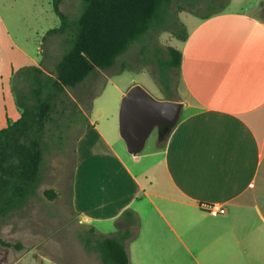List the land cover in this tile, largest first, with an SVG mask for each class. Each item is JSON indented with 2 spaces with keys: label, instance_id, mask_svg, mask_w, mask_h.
<instances>
[{
  "label": "crops",
  "instance_id": "crops-1",
  "mask_svg": "<svg viewBox=\"0 0 264 264\" xmlns=\"http://www.w3.org/2000/svg\"><path fill=\"white\" fill-rule=\"evenodd\" d=\"M255 7L198 20L181 42L177 101L186 112L154 153L163 182L157 189L138 177L137 157L124 156L116 107L91 116L90 83L106 80V72L67 92L76 107L52 153H62L65 136L71 137V212L90 226L117 221L125 209L136 216L135 203L144 201L150 224L147 241L142 237L137 246L164 255L162 263L146 264H264V0ZM41 45L29 53L0 20V128L19 116L13 87L24 79L17 71L39 66ZM112 88L118 101L126 90ZM209 203L225 205V213L209 215L203 207ZM126 227L137 244L143 224Z\"/></svg>",
  "mask_w": 264,
  "mask_h": 264
},
{
  "label": "trees",
  "instance_id": "trees-1",
  "mask_svg": "<svg viewBox=\"0 0 264 264\" xmlns=\"http://www.w3.org/2000/svg\"><path fill=\"white\" fill-rule=\"evenodd\" d=\"M215 2L218 4L213 7ZM51 3L58 24L43 36L45 44L39 66L17 71L24 79L19 88L13 87L19 116L0 128V205L5 199L4 192L15 188L18 193L22 186L30 184L44 166V152L50 154L53 147L61 144L59 140L68 127L65 121L70 109L76 107L68 91L80 86L90 74L110 69L117 56L153 27L157 29L170 13L173 21L187 7L203 20L221 12L227 0H51ZM170 35L183 42L187 33L177 27ZM154 49L157 79L165 89L169 86L167 99L177 100L173 95L179 79V47L165 44L155 45ZM173 126L157 127L161 144ZM42 193L48 199L56 197L52 189H43ZM118 220L120 226L114 235L100 233L92 225L77 232L83 251L93 253L100 264H128L124 242L133 238L126 227L135 223L133 212L125 209ZM4 244L0 238V245Z\"/></svg>",
  "mask_w": 264,
  "mask_h": 264
},
{
  "label": "rangeland",
  "instance_id": "rangeland-1",
  "mask_svg": "<svg viewBox=\"0 0 264 264\" xmlns=\"http://www.w3.org/2000/svg\"><path fill=\"white\" fill-rule=\"evenodd\" d=\"M258 1L227 0L223 10L256 12L258 10L255 9L257 8L255 5ZM217 4L218 2H215L213 7ZM186 8L178 12L173 21L171 17L169 18L170 13L157 29L153 27V30H149L140 40L133 42L124 53L117 56L114 65L104 72L106 80L99 78V82L91 81L92 118L106 114L111 109L114 112L116 107L114 120L117 121L120 98L117 101L112 88L114 85L126 90L132 83L139 84L156 99L170 98L169 86L165 89L157 79L153 65L156 59L154 48L155 45L165 44L180 46L181 42L170 35L171 30L182 27L187 33L199 20L196 14ZM200 11L203 12V8H200ZM0 20L12 41L21 44L31 54L35 52V46L39 43L43 44L41 45L43 49L45 41L42 33L58 24L51 0H0ZM91 75V78H94L95 74ZM82 83L84 82L82 81L81 85ZM99 88L102 90L99 91ZM182 91L178 79L173 96L176 99L182 97ZM185 112L186 110L182 109L180 115ZM70 138L65 136L62 153L44 152L42 157L44 166L30 184L22 186L18 193L15 188H9L4 192L5 199L0 205V238L6 244L0 245V264H100L93 253L83 251L77 240V232L88 226L78 222L69 204L73 167V141ZM160 146L155 127L146 138L141 151L136 154V159L131 154H124L126 158L132 157L136 161L140 180L151 181L154 189L163 186L160 166L154 154ZM43 189H52L56 197L48 199L42 193ZM152 200L158 205L155 198L152 197ZM158 206L162 209L160 205ZM134 207H138L134 221L137 227L139 223L143 224V227L137 244H132V239L124 242L129 259L133 264L137 261L140 264L162 263L164 260L162 252L148 254L137 246L138 243H142V237L147 241L146 230L150 223L146 219L147 205L144 201L135 203ZM119 221L95 222L92 225L100 233L114 235L117 225L120 226L117 224Z\"/></svg>",
  "mask_w": 264,
  "mask_h": 264
},
{
  "label": "water",
  "instance_id": "water-1",
  "mask_svg": "<svg viewBox=\"0 0 264 264\" xmlns=\"http://www.w3.org/2000/svg\"><path fill=\"white\" fill-rule=\"evenodd\" d=\"M181 106L177 100L154 98L139 84L130 85L117 109V133L125 150L136 156L153 128L175 124Z\"/></svg>",
  "mask_w": 264,
  "mask_h": 264
},
{
  "label": "built area",
  "instance_id": "built-area-1",
  "mask_svg": "<svg viewBox=\"0 0 264 264\" xmlns=\"http://www.w3.org/2000/svg\"><path fill=\"white\" fill-rule=\"evenodd\" d=\"M203 207L206 209L207 213L212 216L224 214L226 207L220 203H209L204 204Z\"/></svg>",
  "mask_w": 264,
  "mask_h": 264
}]
</instances>
